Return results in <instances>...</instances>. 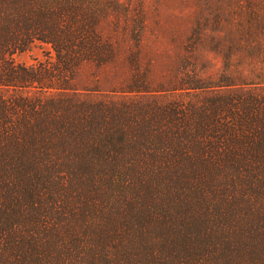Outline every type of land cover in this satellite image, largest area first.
Listing matches in <instances>:
<instances>
[{
	"label": "trees",
	"instance_id": "1",
	"mask_svg": "<svg viewBox=\"0 0 264 264\" xmlns=\"http://www.w3.org/2000/svg\"><path fill=\"white\" fill-rule=\"evenodd\" d=\"M110 1L0 0V264H264V90L70 94L115 59ZM35 41L49 60L16 62Z\"/></svg>",
	"mask_w": 264,
	"mask_h": 264
},
{
	"label": "rangeland",
	"instance_id": "2",
	"mask_svg": "<svg viewBox=\"0 0 264 264\" xmlns=\"http://www.w3.org/2000/svg\"><path fill=\"white\" fill-rule=\"evenodd\" d=\"M117 2L110 1L98 26L101 36L116 46L115 59L100 66L82 63L70 94L166 102L190 98L199 91L193 86L208 87L202 92L209 93L264 90V0ZM136 48L145 93L126 92L133 76L127 56ZM50 53L47 44L35 41L14 59L32 65L49 60Z\"/></svg>",
	"mask_w": 264,
	"mask_h": 264
}]
</instances>
